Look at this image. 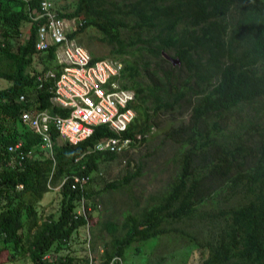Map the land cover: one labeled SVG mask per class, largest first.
<instances>
[{
  "label": "trees",
  "instance_id": "1",
  "mask_svg": "<svg viewBox=\"0 0 264 264\" xmlns=\"http://www.w3.org/2000/svg\"><path fill=\"white\" fill-rule=\"evenodd\" d=\"M38 2L0 0V77L7 80L0 87V248L26 255L31 264H87V255L61 253L90 215L86 201V216L75 210L79 197L89 198L92 190L71 174L88 180L99 156L113 158L114 151L91 148L115 133L100 123L70 143L52 132L50 158L39 149V135L19 121L28 105L15 100L21 92L34 93L36 107L66 112L50 104L45 85L35 86V75L53 56L52 46L34 47L37 21L27 10ZM57 10L82 14L85 20L72 34L92 27L108 55L122 61L121 84L134 90L127 105L135 115L121 134L136 138L166 114L163 134L178 144L177 170L157 199L125 212L119 223L103 221L109 238L100 264H118L131 243L177 230L172 222L195 216L214 221L205 237L190 235L205 250L199 264H264V0H76L71 10ZM23 23L28 35L13 46L11 37ZM89 53L92 59L106 56ZM141 68L148 70L147 81L134 84ZM18 139L27 154L17 168L5 159L6 145ZM48 181H61L56 214L38 208Z\"/></svg>",
  "mask_w": 264,
  "mask_h": 264
},
{
  "label": "rangeland",
  "instance_id": "2",
  "mask_svg": "<svg viewBox=\"0 0 264 264\" xmlns=\"http://www.w3.org/2000/svg\"><path fill=\"white\" fill-rule=\"evenodd\" d=\"M76 0H51L60 10L69 11ZM27 24L23 23L17 36H12L13 46L23 41L28 35ZM99 33L88 26L77 34L76 40L95 54L108 55V45L98 39ZM34 66L41 67V62L34 58ZM148 70L141 68L131 78L134 84L146 83ZM7 84V80L0 77V87ZM241 112L244 111L240 110ZM166 114H159L158 124L149 127L146 138L133 144L130 148L117 151L110 159L99 156L97 167L90 171V178L85 183L86 188L92 190V195L85 199L90 204L89 216L83 226L73 232L70 240L63 246L62 254L74 256H91L94 264H100L99 253L104 241L109 238L103 227L107 218L119 223L127 211H136L145 204L157 199L167 187L170 179L177 170V143L163 134ZM235 118L232 113L230 119ZM234 123V122H232ZM36 154L39 155L38 150ZM138 168L139 172L126 183L114 187H105L108 181L117 182L125 175ZM39 200L38 208L46 214L57 213L60 194L58 182L51 184ZM227 201H225L226 203ZM221 204V203H220ZM202 208L207 209L205 204ZM80 210V205L78 208ZM212 218L208 216L184 218L172 222L177 230L159 234L140 241H135L125 248L124 255L118 264H199L205 255V250L197 247L189 238L197 235L206 236L209 227H213ZM0 264H31L24 256H11L6 247L0 248Z\"/></svg>",
  "mask_w": 264,
  "mask_h": 264
},
{
  "label": "built area",
  "instance_id": "3",
  "mask_svg": "<svg viewBox=\"0 0 264 264\" xmlns=\"http://www.w3.org/2000/svg\"><path fill=\"white\" fill-rule=\"evenodd\" d=\"M27 14L31 20L37 21L35 49L45 51L52 46L53 52L51 64L35 75V86L45 85L50 92V104L66 110L60 113L34 106V93L28 95L21 92L15 97L23 105L28 104L20 109L18 118L39 135V149L52 158V132H55L57 141L75 143L88 136L94 125L100 123L106 124L115 134L97 140L92 150L122 151L146 136L148 131L137 134L136 138L121 134L135 115L133 107L127 105L134 99V90L121 84L120 59L111 56L92 59L87 48L76 40V35L72 33L83 24L84 16L59 14L51 0H39L37 7L28 8ZM6 152L7 165L22 166L27 153L22 149L20 139L8 143ZM71 176L79 186L83 187L86 183L87 176L75 173ZM47 186L51 187L49 181ZM86 207L89 209V206ZM75 211L86 216L83 195L79 197ZM87 264H94L90 255Z\"/></svg>",
  "mask_w": 264,
  "mask_h": 264
},
{
  "label": "water",
  "instance_id": "4",
  "mask_svg": "<svg viewBox=\"0 0 264 264\" xmlns=\"http://www.w3.org/2000/svg\"><path fill=\"white\" fill-rule=\"evenodd\" d=\"M164 56H166L167 58H169V60L172 62V63H175L178 61V59L176 57H172L170 55H167L166 53H163Z\"/></svg>",
  "mask_w": 264,
  "mask_h": 264
}]
</instances>
